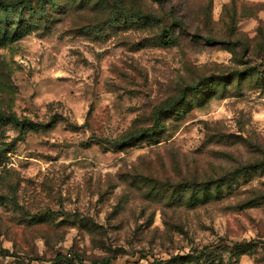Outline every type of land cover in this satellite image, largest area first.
<instances>
[{"label": "rangeland", "instance_id": "1", "mask_svg": "<svg viewBox=\"0 0 264 264\" xmlns=\"http://www.w3.org/2000/svg\"><path fill=\"white\" fill-rule=\"evenodd\" d=\"M25 1L0 110L36 126L0 127V264H264V0Z\"/></svg>", "mask_w": 264, "mask_h": 264}, {"label": "trees", "instance_id": "2", "mask_svg": "<svg viewBox=\"0 0 264 264\" xmlns=\"http://www.w3.org/2000/svg\"><path fill=\"white\" fill-rule=\"evenodd\" d=\"M46 1L50 6H54L55 0H43ZM154 2H159L161 0H152ZM29 2H26L25 0L21 1H5V0H0V46H4L7 44L14 43L24 36L29 35L32 32V26H34L33 19L37 15V11L34 12L30 7V19H25L23 16V13L21 12V9L23 6H28ZM22 6V7H21ZM28 8V7H27ZM41 12V11H38ZM125 16H124V21H129L132 23H140V22H146L147 20L152 19L151 15H146L143 13V11L140 8H130L128 10H125ZM171 19V25L169 27L164 28L162 32V37H163V43L164 44H170L175 41V37L173 36V29L172 25L177 23V18H173L170 16ZM113 19L110 20V22ZM12 26V27H10ZM205 41L210 42V43H217L218 41L205 37ZM223 43H228V42H223ZM261 82L264 80V74H262L260 77H258ZM201 87V83H194L191 86V90L193 93H197L198 89ZM161 112V111H159ZM156 124H158V121H155ZM36 125L32 124L31 122H28L27 119L25 118H19L15 113L13 112H5L0 110V127H9L10 129L16 130L19 134L25 133L27 131L34 130ZM159 125H156L149 130H142L137 133H131L129 135H126L120 139H116L113 141L114 145L116 146H126L130 145L131 143L133 144L136 142V140H139L141 136H145L148 138H153L156 134L157 131L160 130ZM13 142L12 141H4L3 139H0V152L6 153L10 148L13 147ZM222 186L229 187V183L225 182L221 184ZM216 191L218 192V185L216 184ZM60 256V255H58ZM191 256L185 255L184 257L175 255L170 259V262L173 259L176 258H184L188 259ZM169 262V261H168ZM165 263V262H164ZM94 264V263H93Z\"/></svg>", "mask_w": 264, "mask_h": 264}]
</instances>
